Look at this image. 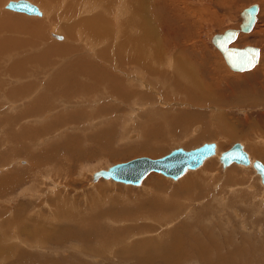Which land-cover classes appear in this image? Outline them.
<instances>
[{"label": "rangeland", "instance_id": "obj_1", "mask_svg": "<svg viewBox=\"0 0 264 264\" xmlns=\"http://www.w3.org/2000/svg\"><path fill=\"white\" fill-rule=\"evenodd\" d=\"M3 1V4H1L0 6V12L8 13L13 16L20 15L25 20L29 21L30 18L37 20H39L40 18V20H42V18L38 16L33 17L34 15H27L22 12H15L5 9V5L8 0ZM29 1L38 5L34 0ZM253 2H257L259 6L254 29L249 33L239 34L237 40L232 45L239 47H243L247 44L256 46L260 50V58L257 65L251 70L236 72L231 70L227 66L221 53L210 43V40L215 33H222L226 28H238L241 22V10ZM43 6L44 8H48V6ZM263 6L264 0H152L150 2V5H148L146 8V13L143 15L146 17V27H142V32L144 33L146 31L149 36L145 41H141L142 44H144L143 50L138 51L135 49V51L138 53H147L148 51H152L154 52V54L159 53L163 55L164 58H170L175 54L180 53L181 55H186L189 57L190 64H192L191 67L193 69L198 68L196 76L200 83V87L196 95L199 97V99H186L185 97L180 95L181 93H172L170 96L171 100L170 98H168L166 103L164 102L161 104H164L163 108L168 111L170 108L169 113L171 115L178 116L180 113L189 112L191 114L197 115V118L199 117L198 120L191 124L187 123L188 128H183L185 129V132L181 136L177 135V133H179V128H175L174 125H167L171 129L169 130L170 132L166 130V133L165 131L161 130L162 132H164L162 133L157 129H153V132L151 131L149 134H147V137L144 134V131H142L140 127L137 126V123L139 121H144L145 119H140V116H135V118L132 117L134 118L132 119L128 116V114H132L134 116V112L129 107H132L131 104L136 103V101L138 103L140 100L137 98L135 102L131 99L126 100L121 96H114L113 94L108 92L107 94L100 95L98 98H94V101L97 102L96 106L94 104H87V107L90 110V114H87L89 115V117L83 115V117L81 116V118L78 116L79 118L75 117L72 119H68L69 121L66 120L65 122L68 121L66 124L64 122H62L63 124L59 123V125L54 126L50 134H47L45 136H37V138L43 137L42 139L45 140H43L44 142L41 140V144L39 141L38 143L37 141H34L36 143V146L34 145V148L32 145L25 143V145H27L26 148H20L16 152L9 150L4 155L2 154V157L0 156V170L2 169L0 176L7 173L12 174L15 177H19L21 180H18V182L10 188V190L7 192V195L0 194V264H135L134 257L136 258L139 255L143 257V255H145L143 253L145 251L144 247L146 245L139 248H130V246H137L136 244L132 243V238H146L147 240L154 239V237H156L157 235H161L160 233H163V231H169L172 236H175L176 232L182 234L180 230L176 231L172 228V226H175V228H179L183 231L187 224H193L192 217L185 218L186 221H188L187 223L183 220L184 217H181L177 221H172L170 227L161 228L159 226L154 232V236L151 233L144 232H141V234L135 237H133V235L123 234L117 240L107 239L110 241L106 240V243H102L101 238L104 237V233L105 235L108 233L107 229L105 230L103 228L104 225L107 224L113 226L114 224L115 227L120 226L121 222L114 223L113 218H118L120 221L121 218L119 217L123 214V212L128 213L130 211V216L145 214L147 209H145V206H141L144 205V203L146 206H148V208H151L150 210L152 211V206L150 203L148 204V202H146V198H161L163 196H165L164 198H166L169 194L173 195V192L177 191L176 186L179 179L181 180L182 177L192 172H197L198 169L211 161V177H213L214 179L212 178L213 180H210V182H206V180H204L205 182H203L201 181V177L200 181H197L198 183L196 185L193 184V186H195V189L199 186V188L202 190L211 188V192L214 186L216 187L215 189L217 192H220L222 190L220 192V196L226 197V205L221 202L217 209L212 212V216L208 217V220L201 218V224L204 226V228L210 227L208 229V232L212 236V221L215 220L214 225L217 223V227H222L224 222L222 223V219H219L218 217L225 213L228 214L230 210L231 220L230 222L227 221L229 223L227 224V226H231H229V228L226 227L227 229L224 231L223 227L221 228L223 236L232 238V242H230L226 246V249H231L233 247V244H240V246L241 244H243L245 248L247 247L248 251L243 255V257L240 258L242 263H244L247 262L252 256L253 253H249V249L250 245H253L255 246L254 253H260L257 264H264V221H260L261 219H264V185L260 181L259 174L251 164L240 165L233 162L223 167L221 162L219 161L220 153L224 149L228 148L234 141H240L241 144L244 145V149L247 151L249 156L251 155L250 161H252V159H259L264 164V157H260L258 154L254 153L255 151H253L256 148L261 149L264 154V147L261 148L260 143H258V140L262 139V141L264 142V118L259 116V114L261 113L262 116H264V103L252 101L250 100L251 98L248 99V97L239 100L227 97V100H222L218 103L212 100V83L216 84L219 89L224 88L227 84L232 85L236 90L244 88L245 90H253L259 88V82H256V73H262V70L264 71V59H262V55L264 53ZM58 7L56 8V10L61 11V8L59 9ZM99 11H101L100 7ZM140 14L142 15L143 12L141 11ZM49 15L51 17L54 16V12H46V14H44V16L42 17L46 19L49 18ZM84 15L85 13H81L80 16H75V14H72L71 21H73L74 17H77V19H79L83 18ZM112 18L113 17H111L109 20H112ZM111 23L112 21L109 22L110 30L114 27V25L111 27ZM62 24V21H58L56 23L57 26L53 23L54 26H52V28L57 29L53 32L57 31L56 33H58V35H61L62 33L64 35V39H56L53 36V34L55 33H52V35L49 34V31L47 29H50L48 27L51 26L47 24V27L44 30L46 33L44 32L45 35L42 39L43 44L49 43L53 45L52 43H68L69 39H66L67 36ZM148 24H150L153 28H151L153 30L152 34L157 33V36L154 35L156 37L151 36L149 34L150 32L146 30ZM142 32H140L139 30V32L137 33L142 34ZM105 35H111V32H107ZM12 40L16 42L17 38L14 37ZM109 40L112 41L114 39L110 38ZM82 43L84 42L78 41V43L76 42L74 44L82 45ZM75 45L72 44V48H76L77 46ZM106 46L108 48L107 54L110 56V59L107 60L106 58H104L105 56L102 57V55H99L101 53L97 55L98 51H96V57L93 58L91 62L102 66L104 65L106 69L116 74V76L121 78L123 82L129 80V72L127 70H124V68H122L119 64H116L115 57L117 54L112 53L111 46ZM114 58L115 61L111 62V60H113ZM72 62H74V60H70L67 54L61 55V57L48 70H46L45 72H41L38 70V73H33V78H29L28 80H35V86H37V82H44L46 76L51 77L58 71L54 67H60V69H62V67H64L65 65L69 67ZM145 65L147 67L146 73L150 75L146 78L148 82L147 87H154L156 90H158V96H160L161 91L165 89V83H167V81H165L162 85L158 84L162 83L163 79H161V81H157L156 78H158L160 75L156 74V72H164L165 75H167L169 70H171L173 63H170V67H157L156 69H153L150 63H146ZM149 68H152V70H154L155 72H153ZM123 72L125 74H123ZM223 72L226 73V76H222L221 73ZM252 72H255L254 75ZM36 74L38 75V78H35ZM173 78L183 86V83H180V77L177 79L176 75H173ZM259 79H262L261 75H259ZM202 81L204 84L209 83L210 87L207 88V85L205 86L204 84H202ZM136 87L145 86L137 83ZM134 90L141 91L139 88L135 87ZM12 93L14 94L13 91ZM224 93L230 94L227 92ZM154 94L155 93L149 95V101L150 99H154ZM165 94L163 97H165ZM205 94L209 98L202 101L201 99ZM111 96L114 99L111 98ZM157 97L155 98L157 99ZM67 103L71 109H82V107L80 106H75L74 103L76 102ZM139 103L143 102L140 101ZM5 104H3L4 107L6 106ZM98 104L100 106H98ZM59 105H56L54 107L59 108ZM62 108L64 109V104H62ZM156 108L151 110L154 111L156 110ZM4 109L5 108H2L1 111H3ZM71 109L70 112L72 111ZM55 110L56 109H54V112H58L57 110ZM174 110H176V112H174ZM54 112L51 113L53 116ZM42 113L44 114L46 113V111L39 112L37 113V116L34 117L39 121H37V123H42V121L46 120L42 123L43 125H46L48 123H51V121L56 120V113L54 117H52V115L49 116V119L47 116L42 117ZM126 115L128 117H126ZM246 116H249L248 122H251V124H253L254 126L249 127V124H246V126L243 124L244 118ZM129 118L131 121L129 120ZM215 118H217L218 120L216 121ZM94 119H96V124L94 122ZM123 119H126V121ZM127 120H129V122H127ZM169 122L170 124H173L172 121ZM214 124L222 125V127L220 126L221 129L219 127V131L214 132L212 129ZM256 124L258 128H256L255 130L254 127ZM77 125H79L80 128L82 127L81 131L76 129ZM123 125L124 127H122ZM207 126L209 128V132H211V135L213 134V138L212 136H208L209 133L205 136L202 135L204 130L208 129ZM71 127H75V130H72ZM210 127H212L211 130ZM57 129H62V132L58 133ZM103 129H109L111 132L109 133V135L100 136V133L103 132ZM172 129L174 130L173 133ZM223 130L226 131V133H222L221 136L220 132H223ZM231 131H236L237 134L242 132L241 134H246L245 137L247 138L231 137L226 140L228 136L224 134H227ZM52 133L53 137L51 136ZM55 133L57 134L55 135ZM61 134L65 136L63 137ZM77 134H80L81 136H77ZM104 136L108 138L110 137L108 143ZM72 137L76 138V140L72 139L71 141L70 138ZM151 139L155 140V144L153 146H155L156 149L145 147L144 141ZM117 141L118 143L115 144ZM204 141H213L215 143L214 154L206 158L198 168L187 170L181 177L177 179L169 178L167 176H164V174L162 175L160 173L150 172L143 178L139 185L123 184V182L120 181L115 182L116 180L113 181L111 179L103 178H99L94 182L92 181V175L95 170L99 168H107L112 163L125 161L141 155L155 158L157 156L163 155L174 147L181 146L188 149L198 146ZM34 142L33 144H35ZM70 143H72L71 146ZM247 144L249 146H247ZM52 145L54 147H52ZM79 146H81L82 148L84 146V154L87 155V158H83V160L81 159V154L77 151L78 149L80 152H82V149H80ZM140 146H143L144 149H138ZM35 148L39 151L36 150L35 152ZM118 148L122 149L121 152H125V149L127 151L131 148H133L134 150H131L130 152H127L118 157H111L108 154V151L110 149L118 150ZM62 149L64 152L62 151ZM145 149H149L150 151L147 152ZM12 153H16L15 156H12L14 155ZM67 154L71 155H68L67 157ZM40 159H42L44 162L46 161L45 166H47V169H49V171H51V169L52 171H57L56 173L53 172V175L55 174L54 177H58L57 179L53 178V180L50 181H46L43 179L41 171L39 170V168L35 167L36 162H38ZM62 159L63 164H61ZM20 161H24V163L22 164L20 163ZM50 162H52V164ZM54 162L55 165H53ZM49 165L51 166V168L48 167ZM62 165L63 167H61ZM65 165H67V167ZM59 166L61 168L65 167L64 169L66 170L61 169ZM26 169L34 172V177L36 179H39L37 185L33 182V179L26 175ZM80 169H82V171H80ZM228 170L230 172L225 174V171ZM66 174L68 176H65ZM233 176L238 177V179L235 180L236 182L233 181ZM229 177H231L229 184L225 185L226 180ZM42 183H45L46 187L42 188ZM52 184H54L55 187H50V185ZM190 187H192V185ZM48 189L51 190L47 192ZM37 192H43L44 195L47 196H41V194H37ZM213 196L216 197V195ZM260 196L262 198H260ZM248 198H251L255 203L258 202L257 204L259 205H255V207H253L254 209H251L249 206L247 207L245 202L248 200ZM259 199H261L263 202ZM180 201H182V199H180ZM196 203L197 202H193L192 205L194 206ZM122 204L123 206H121ZM130 204L131 206H133L134 204V206L129 207ZM223 205L224 207H226L224 208ZM55 209L58 210L59 213ZM235 209L239 213V216H241L242 218L237 219L235 215L233 216V211ZM108 211L115 212L113 214L112 220L110 218V215V217L108 216L110 218L109 220L104 214ZM190 211L193 216L201 217L200 215H198L196 210L191 209ZM190 211L188 209H185L182 215H189L186 213H189ZM245 212L248 213L242 216V214H244ZM75 214H78L79 216ZM168 217L170 220H172L174 215L170 213L168 214ZM243 217H245V219ZM93 219L96 220V226L94 227L96 230L93 229L89 233H86L89 230L86 224L90 225L89 222H91ZM241 219L245 221V229H254V232L257 231V233L254 234L252 230L250 233V231H247L243 228L240 229V225H238V223ZM253 219H255L254 224H257V221H259L257 230L256 226L249 228V226H252ZM77 220L81 225L77 222ZM146 222L150 223L148 220ZM34 223L36 225H41L44 229H46V237L44 235V231H41V229L34 230L36 228L34 226ZM122 223H125V225L134 224L132 221H123ZM100 225L101 227H99ZM17 229L19 233L16 231ZM233 229L235 230L232 231ZM58 231L61 232V235H55L58 234ZM69 231L70 236L65 233ZM110 232L112 231L110 230ZM196 232L199 234L201 233V230H197ZM259 232L261 234H259ZM225 234H229L230 236H227ZM241 234H245L247 236L245 237V242H242V237H240ZM256 236H258V241L255 239ZM161 237L164 238V240L168 238V236L165 238L163 235ZM52 238H55L53 243H51ZM192 238L193 237L191 235L189 236V240L187 242L183 241V244L187 248H189V244L193 245L192 248H203L204 246H207L205 242L192 241ZM200 238L202 239L201 235ZM194 244L197 245L194 246ZM231 252H234V250H231ZM234 259H236L237 261L239 260V258L237 257H235ZM205 260L207 259H204V261ZM209 260L212 261V254L209 257ZM199 261L200 260L194 257L186 256V258H180L177 262L172 261V263H164L160 260H156V262L152 264L205 263L204 261ZM205 264L208 263L206 262ZM212 264H219V262ZM247 264L252 263L247 262Z\"/></svg>", "mask_w": 264, "mask_h": 264}, {"label": "bare ground", "instance_id": "obj_2", "mask_svg": "<svg viewBox=\"0 0 264 264\" xmlns=\"http://www.w3.org/2000/svg\"><path fill=\"white\" fill-rule=\"evenodd\" d=\"M2 1L3 0H0V6L4 2V1L3 2ZM34 1L37 2V4H38L37 7L40 10V13H38V14L27 13L25 11L15 10V9L6 7V5H5V9L12 10L15 12H22V13H25L27 15H32V16L34 15L33 17L38 16V17H41L42 20H40V18H39V20L30 18V21H29V20H25L20 15L13 16V15L8 14V13L0 12V113L5 114V115L0 114V153H1L0 156L1 157H2V154L4 155L9 150L16 152L20 148H26L27 145H25V143L32 145L33 148L36 146V143H35L36 141H37V143L39 141L41 144V140L43 141L45 139H42L43 137L37 138V136H45L47 134H50L51 130L54 128V126L59 125V123L64 122L66 124L69 121L68 119H72V118H75L78 116L80 118H81V116L83 117V115L89 117V115H87V114H90V110L87 107V104H94L96 106L97 102L94 101V98H98L100 95L107 94L108 92H110L114 96L115 95L121 96L122 98H125L126 100L131 99L135 102V100L139 99L141 102H143V103H139L140 101L138 100L139 101L138 103L136 101V103L131 104L132 107H129V108L134 112V116L132 114H130V115L128 114V116L130 118H132V117L135 118V116H138V117L140 116V119H145L144 121L143 120L139 121L137 123V126L140 127V129L142 131H144V134L146 136L151 131L153 132V129H157L159 131L163 130L167 133L166 130H168V131L171 130L167 125H174L175 128H179L180 134L177 133V135L181 136L185 132V129H183V128H186V127L188 128V126H187L188 124H191V123L196 122L198 120L199 117L197 118V115L191 114L189 112L180 113L178 116L171 115L169 113L170 108L168 111V110L163 108L164 104H161L164 102L166 103L167 99L170 98L172 93H175V94L181 93L180 95L185 97L186 99H191V98L195 99V100L199 99V97L196 95V93L198 92V89L200 87L199 86L200 83H199L198 78L196 76V74L198 72V68L193 69L191 67L192 64H190L189 57L186 55H181V53H180V54H175L174 56H172L170 58H164L163 55H161L159 53L154 54V52H152V51L151 52L148 51L147 53H138L135 51V49L138 51L143 50L144 44H142L141 41H145L146 38H148V36H149L146 31L144 33L142 32V27L143 26H144V28L146 27V17L143 15L146 13V8L148 5H150V2L152 0H34ZM43 5L48 6V8H46V7L44 8ZM57 7L59 9L61 8V11L56 10ZM99 7L101 8V11H99ZM258 10H259V6H258ZM51 11H52V13L54 12V16L51 17L49 15V18H46V19H44L42 17V16H44V14H46V12L51 13ZM141 11L143 12L142 15L140 14ZM81 13H85L83 18L77 19V17H74L73 21H71V19H72L71 15L72 14H75V16H80ZM55 14H56V16H55ZM257 14H258V11L256 12V16H257ZM111 17H113L112 20H109ZM60 18H63V19H60ZM240 18H241V20L243 18L241 13H240ZM256 20H257V17H256ZM256 20H255V22H254V24L250 30L244 31V30L238 29V32L236 34L235 39L233 41H231L229 43V45L233 46L232 44H234V42L237 40L239 34L251 32L254 29ZM58 21L63 22L62 26H63L65 34L67 36L66 39H69L68 43H66V42L52 43L53 45H51L49 43L43 44L42 39L44 38V35H45L44 30L47 27V24H49L51 26V27H48L50 29H47L49 31V34L52 35V33H55V34H53V36L56 39H60V40L64 39V35L62 33H61V35H58V33H56L57 31L53 32V31L57 30V29L52 28V26H54L53 23L56 25V23ZM110 21H112L111 27L114 25L115 29H114V27L111 28V30L109 29V22ZM151 28H152V26L150 24H148L146 30L148 32H150L149 34L151 36L156 37L157 33L152 34L153 28L152 29ZM230 28H233V27H230ZM139 30H140V32H142V34L137 33V32H139ZM107 32H109V33L111 32V35H105ZM154 35H156V36H154ZM14 37L17 38L16 42L12 40ZM110 38H113L114 40L110 41L109 40ZM84 40H86V41H84ZM78 41L84 42V43H82V45H79V44L75 45L74 43H76V42L78 43ZM210 43L215 48L218 49V51L221 53V55H222L225 63L227 64V66L233 71L243 72V71L251 70L259 62L258 60L260 58V50L257 47V50H258L257 60L250 68L242 69V70L232 68L228 64L227 60L225 59L222 50L219 48V46L215 42L212 41V37H211ZM72 44L77 46V47L72 48ZM106 45L111 46L112 47V49H111L112 53L117 54L115 57L116 58V64H119L122 68H124V70H127L129 72V75H128L129 80L123 82L121 78H119L118 76H116V74H114L113 72H110L108 69H106L104 67V65L102 66V65L95 64L94 62H91V60L96 57V55H95L96 51H98L97 55L99 53H101L99 55H102V57L105 56L104 58H106L107 60L110 59V56L107 54L108 48ZM237 47H239V46H237ZM65 54H67V56L70 60H74V62H72V64L69 65V67L67 65L62 67V69H60V67H54L58 71L51 77L46 76L44 82H37L38 83L37 86H35V80L34 81L28 80L29 78L32 79L33 73H38V70L41 72H45L46 70H48L61 57V55H65ZM115 58L113 60H111V62H114ZM171 62L173 63V66L171 67V70H169L167 75H165L164 72H156V74L160 75L158 78H156V80L161 81V79H163L162 83H158V84L162 85V84H164L165 81H167V83H165V89L162 90L160 96H158V94H159L158 90H156L152 86L147 87L148 82H147L146 78L149 77L150 75H148L146 73L147 67L145 64L150 63L152 65V68L156 69L157 67H165V66L170 67ZM152 68H149V69L152 70ZM152 71L155 72L154 70H152ZM252 73L254 75L255 72H252ZM123 74H125V73L123 72ZM221 74H222V76H226L225 72H223ZM256 74H257L256 82H259V88H256L253 90H245V88L236 90L232 85H229V84H227L224 88L219 89L216 84L212 83V100H214V102L218 103L219 101L227 100V97H230L231 99H235V100L244 99V98L248 97V99L251 98L250 100H252V101L264 103V71L262 70V73L257 72ZM173 75H176L177 79L180 77L179 80L181 81L180 83H183V86L180 85L176 81V79L173 78ZM259 75L262 76L261 80L259 79ZM35 78H38L37 74H36ZM137 83H139L140 85H143L145 87H136ZM202 84H204L203 81H202ZM204 85L205 86L207 85V88L210 87L209 83H205ZM134 87L139 88L141 91L134 90ZM12 91L14 92V94L12 93ZM165 92H166V94H165ZM224 92H227L230 94H226ZM152 93H155L154 94L155 96L153 97L154 99H150V101H149L148 97L150 94L152 95ZM249 93H251V94H249ZM164 94H165V97H163ZM155 97H157V99ZM111 98H113V97L111 96ZM207 98H209V97L205 94L201 100L204 101ZM170 100H171V98H170ZM58 101H60V102H58ZM67 102H71V103L76 102V103H74L75 106L76 107L80 106V107H82V109L81 110L79 108H78L79 110L77 108H76L77 110L71 109L68 106ZM3 104H5L6 106L4 107ZM62 104H64V109L62 108ZM56 105H59L60 107L59 108L54 107ZM225 105H227V104H225ZM7 106H9V107H7ZM15 106H17V107H15ZM98 106H100V105L98 104ZM149 106H151V107H149ZM2 108H5V109L3 111H1ZM69 108L72 110L71 111L72 113L70 112ZM155 108H156V110H154V111L151 110V109H155ZM54 109H56L58 112H54ZM42 111H44V112L46 111V113H44V114L42 113V115H43L42 117L47 116L48 119H49V116L52 115L51 113L54 112V116L56 113V116H55L56 120L51 121V123H48L46 125L42 124L46 120L45 121L41 120L42 123H37L38 120H36V118H34V117L37 116V113L42 112ZM174 112H176V110H174ZM122 115H123V113H122ZM54 116L52 115V117H54ZM71 116H73V117H71ZM128 116L126 115V117H128ZM144 116H145V118H144ZM259 116L264 118V116H262V113L259 114ZM248 117L249 116H246L244 118L243 124L245 126H246V124H249L250 125L249 127L254 126L253 124H251V122H248ZM130 118H129V120H130ZM134 118H132V119H134ZM215 119H216V121L218 120L217 118H215ZM66 120H68V121L65 122ZM123 120L126 121V119H123ZM129 120H127V122H129ZM95 121H96V119H94V122ZM169 121H172L173 124H170ZM174 121H175V123H174ZM95 124H96V122H95ZM209 124H210V122H209ZM220 126L222 127V125H220V124H214L213 128L210 127V130L212 128L214 132H217V131H219L218 129ZM122 127H124V125ZM221 127H220V129H221ZM125 128H126V125H125ZM207 128H208V126H207ZM223 128H224V126H223ZM256 128H258L257 124L255 125L254 129L256 130ZM71 129L75 130V127H71ZM76 129L81 131L82 127L80 128V126L77 125ZM57 130H58L57 131L58 133L62 132V129L61 130L57 129ZM251 130H253V129H251ZM173 131L174 130L172 129V133H173ZM110 132L111 131L109 129H103V132L100 133V136L109 135ZM169 132H168V134H169ZM224 132L226 133V131H224V130H223V132H220V135L222 136V133H224ZM162 133H164V132H162ZM241 133L237 134L236 131H231V132H228L227 134H224V135L228 136V138H226V140H228L231 137L247 138V137H245L246 134H241ZM56 134L57 133H55V135ZM80 134H77V136H81ZM206 134H208L209 137L213 135V134L211 135V132H209V128L205 129L202 135L205 136ZM52 135H53V133L51 134V136ZM61 135L63 136V134H61ZM204 136H202V137H204ZM104 138H106V141L108 143V140H110V137L108 138V137L104 136ZM212 138H213V136H212ZM54 139H55V136H54ZM70 139H71V141H72V139L76 140V138H74V137H72ZM262 140H258L259 141L258 143H260L261 148L264 147V142ZM106 141H104V142H106ZM154 141L155 140H153V139L145 140L144 141L145 147L156 149V147L153 146L155 144ZM247 141H248V139H247ZM33 142L35 144H33ZM49 142H48V144H49ZM117 143H118V141L115 144H117ZM247 143H249V142H247ZM71 144L72 143H70V146H71ZM44 145H45V143H44ZM74 145H76V144H74ZM89 145H91V144H89ZM247 146H249V145L247 144ZM44 147H46V146H44ZM52 147H54V146L52 145ZM72 147H73V145H72ZM79 147H80V149H82V152H80L78 149H77V151L81 154V159L83 160V158H87V155L84 154V152H85L84 146H83V148L81 146H79ZM58 148H59V146H58ZM243 148H244V145H243ZM38 149H39V147H38ZM38 149L35 148L34 149L35 152ZM138 149L142 150L144 148H143V146H140ZM131 150H134V149L131 148V149H128L127 151L125 149V152H121L122 149H119V148H118V150L110 149L108 151V154L111 157H114V156L118 157V156L123 155L127 152H130ZM145 150L147 152L150 151L149 149H145ZM46 151H48V150H46ZM62 151H63V149H62ZM253 151H255L254 153L258 154L260 157H264V154L261 151V149L256 148ZM19 152H21V151H19ZM66 152H67V150H66ZM53 153H54V151H53ZM12 154H14V153H12ZM15 154L12 156H15ZM58 154H60V153H58ZM213 154L214 153L210 154L206 158L212 156ZM68 155L69 154H67V157H68ZM248 156H249V154H248ZM250 157H251V155L249 156V163L248 164H244L242 162H236V161H232L230 163L234 162V163L240 164V165L251 164L252 167L256 170V168L253 166V159H252V161H250ZM206 158H204V160ZM219 161H220V159H219ZM45 162L42 159H40L38 162H36L35 167L39 168V170L42 173L44 180H46V181L53 180V178H56V177H54L55 174L53 175V172L56 173L57 171H52V169H51V171H49V169H47V166H45ZM52 162H50V163L52 164ZM20 163L23 164L24 161L23 162L20 161ZM211 163H212V161L206 163L204 166H202L200 169H198L197 172H194V173L192 172V173L182 177L181 180L179 179L180 181L178 180L177 186H176L177 191H174L173 195H170V194L167 195L168 198L167 197L164 198L165 196H163L161 198L160 197L146 198V202H148V204L150 203L152 206V211L150 210L151 208H148V206H146L144 203V205H141V206H143V207L145 206V209H147L145 214L130 216L131 212L129 211L128 213L123 212V214L120 215V217H119V218H121L120 221L118 218H113L114 223H120L121 222L120 226L115 227L114 224H113V226L105 224L103 228L105 230L107 229L108 233L106 235L104 233V237L101 238L102 243L103 242L106 243L107 239L117 240L123 234L133 235V237H135V236L141 234V232H144V233H151L153 235V234H155L154 232L156 231L157 227H159V226L161 228L170 227L172 224V221H177L181 217H184L183 220L187 223L188 221H186L185 218L192 217L193 224H190V225L187 224V226L185 227V229L183 231L179 228H175V226H172V228L174 230H176V231L180 230V232H182V234L176 232V235L172 236L169 231H163V233L162 232L160 233L161 235H157L156 237H154V239H148L147 240L146 238H141V239H139V238L133 239L132 238V243L136 244L137 246H130V248H132V247L139 248L141 246L146 245L144 247L145 251L143 253L145 255H143V257L140 255L136 258L134 257L135 264H144V263L145 264H152V263H155L156 260H160L161 262H164V263L165 262H171L172 263V261L177 262L180 258H186V256L187 257H194L200 261H204V259H207L204 262L205 263L207 262L208 264H212V263H216V262H219V264H247V262H251L252 264H257L258 259L260 257V253H254L255 252V246H253V245H250V249H249V253H253V254L250 257V259L244 263H242L240 258L243 257V255L248 251L247 247H246L247 248L246 249L243 244H241V246H240V244H237L240 247L237 246L236 244H233V247L231 249H226V246L230 242H232V238L223 236L221 228L223 227V231H224L227 228H229V226H231V225L227 226V224H229L228 222H230V220H231L230 210H229L228 214L225 213V214L218 217L219 219H222V223L224 222L222 227H217V223L214 225L215 220L212 221L213 222V224H212V228H213L212 229V236L208 232V229L210 227L204 228V226L201 224L202 219L208 220V217L212 216V212H214L217 209V207L220 205L221 202L224 205H226L225 204L226 197L220 196L221 195L220 192L222 190L220 192L219 191L217 192L215 189L216 187L214 186V188H212V192H211V190H210L211 188L206 189V190H202L199 188V186L196 189H195V186H193V184L196 185L200 181L201 177H202L201 181H203V182H205L204 180H206V182H210V180L212 181L214 179L213 177H211V174H212V164ZM61 164H63V159H62ZM221 164H222V162H221ZM229 164H227V165H229ZM50 165L48 167L51 168ZM53 165H55V162L53 163ZM200 165H198L197 167H194V168H188L187 170L196 169ZM65 166L67 167V165H65ZM222 166L224 167L226 165L222 164ZM61 167H63V165ZM64 168H61V169H64ZM1 170H0V173H1ZM64 170H66V169H64ZM47 171H49V172H47ZM80 171H82V169H80ZM150 172L160 173L158 171L151 170L148 173H146L145 176L147 174H149ZM225 172H226L225 174H227L230 171L228 170ZM256 172L259 174V172L257 170H256ZM160 174H162V173H160ZM183 174H181L177 178L181 177ZM26 175L28 177H30L31 179H33V182L37 185V183L39 182V179H36L34 177V172H32L29 169H26ZM65 176H68V175L66 174ZM164 176H166V175H164ZM259 176H260V174H259ZM167 177L172 178L170 176H167ZM99 178L113 180L112 178H104L102 176H99L97 178L93 177L92 181L94 182ZM143 178H142V180H143ZM177 178H172V179H177ZM230 179H231V177L227 178L225 185L229 184ZM237 179H238V177L233 176L234 182H236L235 180H237ZM18 180H21V179L19 177H15L12 174L6 173V174L0 176V190H1L0 194L7 195V192L10 190V188L14 184H16L18 182ZM113 181H115V180H113ZM260 181H261V176H260ZM115 182H117V181H115ZM261 183L264 185V183L262 181H261ZM54 184H56V183H54ZM54 184L50 185V187H55ZM123 184H128V183H123ZM139 184H132V185H139ZM40 185H41V183H40ZM191 185H192V187H190ZM44 187H46V185H45V183H42V188H44ZM49 190H51V189H48L47 192H49ZM215 191H216V193H215ZM37 194H41V196L44 195L43 192H37ZM213 195H216V197H214ZM44 196H47V195H44ZM212 196H213V199H212ZM218 196H220V197H218ZM238 198H239V196H238ZM260 198H262V197L260 196ZM180 199H182V201H180ZM259 200L262 201L261 199H259ZM193 202H197V203L193 206L192 205ZM127 203H128V201H127ZM257 203H255L251 198L250 199L248 198V200L245 202L247 207L249 206L251 209H254L253 207H255V205L256 206L259 205ZM134 204H133V206H134ZM224 205H223V207H224ZM121 206H123V204ZM130 206H131V204L129 205V207ZM133 206H131V207H133ZM135 207H136V205H135ZM149 207H150V205H149ZM185 209H188L189 211L191 209L196 210L198 215H200L201 217L193 216L191 211L189 213H186L189 215H185L186 216L185 217L184 214L182 215V213H184ZM56 211L58 212V210H56ZM60 213H62V212H60ZM114 213L115 212L108 211L104 214H105L107 219L110 220V218H111V220H112ZM136 213H138V212H136ZM170 213H172L174 215L172 220H170L168 217V214H170ZM246 213H248V212H245L244 214L241 213V214H242V216H244ZM146 214H148V215H146ZM75 215L79 216L78 214H75ZM234 215L237 219L242 218L241 216H239V213L236 211V209L233 211V216ZM199 218L200 219L202 218V219L200 220ZM243 218L245 219V217H243ZM196 219H198V220H196ZM212 219H215V218H212ZM78 220H77V222L79 223ZM147 220L150 223H147L146 222ZM254 220L255 219L252 220L253 221V223L251 222L252 226H249V228L256 226V230H257V227L259 225V221H257V224H254ZM123 221H132L134 224L125 225V223H122ZM260 221H264V219H261ZM95 222H96V220L93 219L91 222H89L90 225L86 224V226L89 228V230L86 233H89L93 229L96 230L94 228L96 226ZM244 222L245 221H243V219L239 220L238 225H240V229L246 228ZM107 223H108V221H107ZM34 226L36 227L34 230H40L41 229V231H44V233H45L46 229H44L41 225L35 224ZM99 227H101V225ZM110 230L112 232H110ZM197 230H201V233L198 234L196 232ZM234 230L235 229H233L232 231H234ZM245 230H247V229H245ZM251 230L252 229H249L247 231H250V233H251ZM252 232L254 234L257 233V231L254 232V229L252 230ZM57 233L58 234H55V235H61L60 231H58ZM65 233H67V235L70 236V231L65 232ZM245 234L240 235V237H242V239H241L242 242H245V237H247ZM259 234H261V233L259 232ZM44 235L46 237V233ZM162 235L164 237L167 235L168 238H166L167 237L166 236L165 237L166 239L164 240V238L161 237ZM191 235L193 237L192 241L205 242L207 244V246H204L203 248H192L193 245L189 244V248H187L183 244V241L187 242L189 240V236H191ZM200 235L202 236V239L200 238ZM225 235L228 236L229 234H225ZM157 237H159V240L157 239ZM55 238H56V236H55ZM55 238H52L51 243L54 242ZM257 238H258V236H256V238H255L258 241ZM41 239H42V237H41ZM107 241H110V240H107ZM160 241H161V243H160ZM257 241H256V243H257ZM152 242H155V244H152ZM148 243H151V244H148ZM196 245L197 244H194V246H196ZM231 250L232 251L234 250V252H231ZM211 254H212V261L209 260V257ZM235 257L239 258V260L237 261L236 259H234ZM130 259H132V258H130ZM255 259H257V260H255ZM21 264H24V263H21Z\"/></svg>", "mask_w": 264, "mask_h": 264}, {"label": "water", "instance_id": "obj_3", "mask_svg": "<svg viewBox=\"0 0 264 264\" xmlns=\"http://www.w3.org/2000/svg\"><path fill=\"white\" fill-rule=\"evenodd\" d=\"M6 7L27 13H40L37 5L29 0H8ZM257 11V2L250 3L241 10L243 18L239 28H226L222 33H215L212 36V41L222 50L225 59L232 68L247 69L257 60L258 50L256 46L248 44L243 47L229 45L235 39L238 29L248 31L252 28ZM214 151L215 143L213 141H204L198 146L188 149L178 146L155 158L141 155L112 163L107 168L95 170L93 177L102 176L123 183L139 184L146 173L154 170L166 176L177 178L188 168L200 165L204 158L214 153ZM219 159L223 165H227L232 161L249 163L248 153L240 141H234L228 148L224 149L220 153ZM253 166L259 172L261 181L264 183V164L261 160L254 159Z\"/></svg>", "mask_w": 264, "mask_h": 264}, {"label": "crops", "instance_id": "obj_4", "mask_svg": "<svg viewBox=\"0 0 264 264\" xmlns=\"http://www.w3.org/2000/svg\"><path fill=\"white\" fill-rule=\"evenodd\" d=\"M262 59H264V53H263V55H262ZM258 127V126H257ZM21 219H24V218H21ZM14 231V230H13ZM12 231V232H13ZM17 232H18V229L16 230ZM19 233V232H18ZM157 239H159V237H157ZM161 243V242H160ZM148 244H151V243H148ZM152 244H155V242H152Z\"/></svg>", "mask_w": 264, "mask_h": 264}]
</instances>
